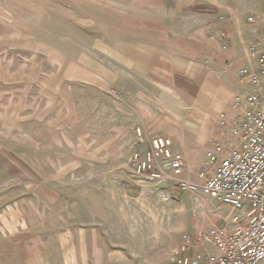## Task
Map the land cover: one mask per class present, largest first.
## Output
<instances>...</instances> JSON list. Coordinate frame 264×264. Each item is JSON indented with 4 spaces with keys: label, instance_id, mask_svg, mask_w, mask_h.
<instances>
[{
    "label": "rangeland",
    "instance_id": "1",
    "mask_svg": "<svg viewBox=\"0 0 264 264\" xmlns=\"http://www.w3.org/2000/svg\"><path fill=\"white\" fill-rule=\"evenodd\" d=\"M88 1L0 0V264H171L184 234L227 214L169 182L151 190L131 176V154L147 150L133 146L142 131L113 116V102L124 111L114 90L73 80L83 64L90 73L107 65L77 40L92 25L82 24ZM95 73L107 81L106 69ZM93 238L103 260L90 259Z\"/></svg>",
    "mask_w": 264,
    "mask_h": 264
},
{
    "label": "crops",
    "instance_id": "2",
    "mask_svg": "<svg viewBox=\"0 0 264 264\" xmlns=\"http://www.w3.org/2000/svg\"><path fill=\"white\" fill-rule=\"evenodd\" d=\"M111 1L104 6L89 0L83 6L91 21L82 24L92 25L81 27L77 36L82 55L84 46L89 47L107 65L99 60L90 73L83 64L73 80L81 90L90 87L97 92L103 85L114 90L118 95L114 100L124 111L116 114L113 102V116L126 119L134 134L137 129L143 133L135 136L134 149L145 151L153 136L170 138L173 151L184 160L181 178L196 181L214 143L224 145L222 156L234 143L228 128L219 126V117L226 115L227 121L234 117V97L250 92L239 70L249 65L246 49L264 25V0ZM249 14L255 18L252 25L246 24ZM104 15L109 17L108 28L100 24L92 29ZM218 16L225 21L218 22ZM88 37L91 42L84 40ZM101 69L107 70V81L95 73ZM142 184L156 190L152 181ZM84 240L79 238L78 245L85 247ZM91 242V261L103 260L99 257L104 251L95 248L99 241Z\"/></svg>",
    "mask_w": 264,
    "mask_h": 264
},
{
    "label": "built area",
    "instance_id": "3",
    "mask_svg": "<svg viewBox=\"0 0 264 264\" xmlns=\"http://www.w3.org/2000/svg\"><path fill=\"white\" fill-rule=\"evenodd\" d=\"M247 21L255 22L252 17ZM247 52L249 65L239 76L247 79L250 92L234 97V117H219V126L234 138L225 156L223 144L215 142L196 181L181 178L184 160L169 138L153 137L144 153L129 159L137 182H169L198 202L208 200L218 205L215 210H227L221 226L184 234L172 250L171 264H264V25Z\"/></svg>",
    "mask_w": 264,
    "mask_h": 264
}]
</instances>
